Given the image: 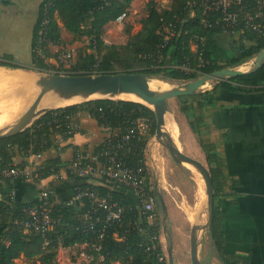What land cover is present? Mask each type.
Returning <instances> with one entry per match:
<instances>
[{
  "label": "trees",
  "instance_id": "1",
  "mask_svg": "<svg viewBox=\"0 0 264 264\" xmlns=\"http://www.w3.org/2000/svg\"><path fill=\"white\" fill-rule=\"evenodd\" d=\"M52 4L47 6V3ZM132 0H44L40 16L35 25L32 47L37 44L38 30L43 17L47 16V24L44 30V52L46 58L57 59L59 53L52 54L48 48L57 44L60 35V22L65 30L73 36L85 35L88 38L89 51L78 52L75 59H70L72 64L64 68L62 63L53 66L41 58L31 57V61L21 65L17 62L0 60V66L11 68H24L35 72H51L52 69L59 74H84V73H111V72H140L150 78H159L171 83L188 81L203 74L226 67H236L246 63L264 48V18L260 32L246 31L238 38L233 34L224 32L219 27L204 29L197 21L193 23L177 24L178 34L166 40L160 47L164 60L157 64L144 56L154 53L158 46L163 44V34L159 31V24L163 19H171L173 14L183 13V5L187 0H172L168 7L159 8L154 0H148L147 14L140 20V30L132 33L127 26V47L130 57L119 58L115 48L104 43L107 32L113 27L115 18L123 11L129 10ZM183 30H186L185 34ZM198 34L204 37L201 59L199 65L197 54L189 47L190 36ZM226 37L228 47H223L217 37ZM49 42H52L50 44ZM154 65V66H153ZM186 65L188 71L181 69ZM57 67V68H56ZM264 87V65L249 74L239 75L230 80H222L214 83L211 88L200 94L179 96V108L184 113L190 127L196 132L201 149L205 153V160L212 179L213 186V214L209 229V238L212 241L216 255L223 264H252L249 254L229 253L224 247L223 220L224 213L220 211L214 200L224 192L223 173L217 145L204 138L202 130L206 128L202 109L205 106L214 107L218 104L216 96L220 90L232 92H251ZM82 113L93 118L103 132L109 131L110 137L103 138L96 144L91 152L96 153L117 140L127 127L134 126L138 119H144L147 124L145 134L134 135L121 149V157L129 167L141 165L145 168V150L148 140L154 135L155 116L152 110L138 102L120 99H93L85 102L71 104L64 107L50 109L40 115L23 131L0 139V166H7L14 156L22 158L30 155H39L51 147H55L57 136L64 141L82 130L75 128L70 131L69 124L75 117ZM70 131V132H69ZM105 137V136H104ZM114 140V141H113ZM77 146L73 147V155L78 152ZM72 155V156H73ZM23 164H26L22 161ZM66 162H63L60 154L55 158L46 160L40 165L43 177L57 173ZM74 180L72 174L66 175ZM80 178V177H75ZM22 181V180H17ZM8 183V182H7ZM6 183V184H7ZM9 186L14 187L12 184ZM90 186L100 196H110L120 204L131 207L130 211L124 210L122 217L114 222V230L107 232L101 246L100 253L103 256L101 264H154L155 253L144 252V248L138 245L141 233L134 225L137 219L136 204L123 192L111 190L102 184L75 183L76 187ZM50 204L49 215L53 219L43 232L34 228H24L22 222L30 219L27 210L31 207L38 208L40 201L36 195L29 201H22L16 197H10L9 193L0 190V264H16L15 260L34 259L36 264H57L56 256L59 247L73 246L75 243L84 242L88 235L79 229L83 210L80 204L64 206L54 201ZM157 200V199H156ZM82 204H87V199L82 198ZM157 209L158 205H157ZM160 211V210H159ZM160 234L159 228L155 232ZM98 253H94L92 262L98 261ZM264 264V261L262 262ZM162 264H169L165 260Z\"/></svg>",
  "mask_w": 264,
  "mask_h": 264
},
{
  "label": "crops",
  "instance_id": "2",
  "mask_svg": "<svg viewBox=\"0 0 264 264\" xmlns=\"http://www.w3.org/2000/svg\"><path fill=\"white\" fill-rule=\"evenodd\" d=\"M43 1L0 0V60L17 62L21 65L31 61L32 37ZM58 24L60 26L59 41L49 46V52L59 53V55L70 52L73 60L78 52L89 51L87 36H73L60 22ZM217 38L223 47H228L226 37ZM106 39H104L105 45H113ZM83 44L87 46L82 47ZM215 99L218 100L216 106H205L202 109L206 128L201 133L204 138L217 145L221 161L224 192L214 200V203L224 213L222 226L225 251L249 254L252 264H263L264 87L251 92L220 90ZM71 121L77 124V127L82 130L81 133H75L62 141L59 146L51 147L39 155H30L26 158L16 155L14 161L41 165L60 154L63 162H67L73 155L74 146L91 151L96 144L102 142L105 132L88 114L82 113ZM75 183L102 184L111 190L123 192L132 199L130 193L124 188L110 185L101 177H81L72 180L62 173L61 179L53 184L54 201L67 206L72 199ZM13 185L14 197L22 201L31 200L37 193L35 184L30 180L20 182L16 180ZM0 190L8 193V184L1 182ZM187 219L192 226L200 225L201 206L197 204L196 209L191 211L190 218L187 217ZM166 222L167 216L165 221H162L161 215L160 241L163 249L167 251L163 245ZM206 244L208 252H213L211 264H223L216 255L209 235ZM16 261L20 262L21 259L15 260V263ZM172 264H175L173 260Z\"/></svg>",
  "mask_w": 264,
  "mask_h": 264
},
{
  "label": "built area",
  "instance_id": "3",
  "mask_svg": "<svg viewBox=\"0 0 264 264\" xmlns=\"http://www.w3.org/2000/svg\"><path fill=\"white\" fill-rule=\"evenodd\" d=\"M165 1L170 4L172 0ZM51 4L52 1H49L47 6ZM127 13L128 10L121 12L115 18L114 24H122L127 18ZM263 18L264 0H187L183 5L182 14H173L172 18L168 20L162 18L159 24V31L163 34L164 43L159 45L153 54H146L144 58L151 59L156 65L166 58L162 55L159 48L165 45L167 39L178 34L177 24L182 25V23L197 21L204 29L213 26L219 27L224 32L233 34L234 38H238L246 31L260 32ZM47 20V16L41 20L37 44L31 47L32 56L44 60H47L43 47L44 42L47 41L44 37ZM183 32L187 33L186 30H183ZM49 43L52 44V42ZM203 44V36L195 33L190 36L189 47L192 52L197 54L199 65L203 62V59H201ZM70 59V52H66L58 55L56 60L60 64ZM181 69L188 71L186 65L181 66ZM50 71V73H56L53 70ZM133 124L134 126L127 127L125 132L119 138H116L115 142L107 144L99 152L92 153L84 149L79 150L57 173L50 174L48 177H43L40 165L15 162L14 158L7 166H0V183L8 182L9 196L11 198L14 197L15 187H10L9 184L13 185L14 181L30 180L36 185L40 205L38 208L31 207L27 210L30 219L24 220L22 226L26 229L34 228L43 232L52 223L53 219L49 215V210L50 204L53 202L51 197L54 195L53 184L61 179L62 173L65 175L68 173L72 174L73 178L98 176L105 179L110 185L122 187L130 193L134 203L137 205L136 211L138 215L134 225L141 233L138 245L144 248V252L147 255L151 251L155 253L154 264H162L166 260V253L160 241V234L157 230L156 232L154 231L155 228H159V225L161 229V215L157 209V200L153 193V187L147 185L145 168L141 165L129 167L122 159L120 153L121 149L124 148V144L134 135V131L142 135L147 131V124L144 119H138ZM69 128L71 131L78 127L76 123L71 121ZM106 130L103 138L110 137L109 131ZM62 140L60 136H57L54 141L59 146ZM82 198L87 199L89 206L81 203ZM71 204H80L83 215L79 229L84 234H87L88 238L84 242L75 243L73 246L67 247V249L73 251V258L76 260L92 262L94 253H100L102 242L107 232L114 230V222L122 217L124 210L130 211L131 207L127 208L110 196H100L90 186H76L73 189V196L68 205ZM97 260L103 261V256L99 254Z\"/></svg>",
  "mask_w": 264,
  "mask_h": 264
},
{
  "label": "rangeland",
  "instance_id": "4",
  "mask_svg": "<svg viewBox=\"0 0 264 264\" xmlns=\"http://www.w3.org/2000/svg\"><path fill=\"white\" fill-rule=\"evenodd\" d=\"M159 8L168 7V2L165 0H154ZM148 0H132L129 5V10L127 13V18L122 24H118L116 27L113 26L108 32L107 39L117 52L119 58L130 57L129 49L127 47V33L125 28L130 26V31L132 33H138L140 30V20L144 18L147 14V4ZM87 46L83 44L82 47ZM254 58V57H253ZM253 58L248 60L246 63L238 66L241 70L247 69V67L252 62ZM53 66H59V62L55 58H48L47 61ZM73 61L67 60L62 62L64 68H68ZM57 68V67H56ZM53 71H59V69H52ZM48 73V72H39ZM38 72L24 69V68H11L7 66H0V84H6L8 92L11 89H18L25 82L26 76L31 78L36 77ZM19 76L18 81H13V77ZM199 77V76H198ZM197 78V77H196ZM157 80V83L161 86L174 85L176 88L182 84H186L189 81L195 79H190L188 81L171 83L168 81L161 80L159 78H152ZM162 81V82H159ZM215 82H207L201 87V89L206 90L212 87ZM33 87V86H32ZM37 89L35 86L33 87ZM5 90L7 94H9ZM40 92V91H39ZM39 92L32 95V98L21 97L15 98L14 103L17 109L21 107H28L35 100ZM48 95H46L47 98ZM1 97V94H0ZM49 97V96H48ZM45 98V97H44ZM118 100V99H117ZM85 102V101H84ZM66 104H76L70 102H56L48 105V107L55 106H68ZM180 100L178 97L169 99V106L171 108V113L167 114V123L165 122V129L167 134L175 142L177 148L182 151L185 155L193 158L205 166V153L201 149L196 132L190 127L184 113L179 108ZM27 108V109H28ZM7 108L0 107V112L5 111ZM20 117V116H19ZM9 122V121H8ZM145 165L148 174V182L153 187L156 186L158 191L164 201L165 210L167 214V222L165 230V238L163 239V245L171 250V256L175 264H191L189 249H190V236L193 229L192 225L188 221L187 217L190 218V213L193 209H196L197 204L201 206L202 226L206 222L207 212H206V196L204 191V183L202 178L193 171L190 167H183L175 164L169 156V153L165 146L155 140L154 135L148 140L146 150H145ZM36 188V185H35ZM10 189L8 187V193ZM158 208L159 203L157 201ZM162 215L161 210L159 211ZM162 233V232H161ZM202 233V232H201ZM201 236V235H200ZM208 238V237H207ZM206 238V241H207ZM204 241L200 245L199 250V261L200 264H211L213 252H208V246ZM166 256L167 251L165 250ZM74 254L71 249L67 247H59L57 250L56 261L57 264H101L102 261L95 262H84L83 260L78 261L73 258ZM168 260V257H167ZM169 262V260H168ZM16 264H36L34 259L16 261ZM111 264H119V262H112Z\"/></svg>",
  "mask_w": 264,
  "mask_h": 264
},
{
  "label": "water",
  "instance_id": "5",
  "mask_svg": "<svg viewBox=\"0 0 264 264\" xmlns=\"http://www.w3.org/2000/svg\"><path fill=\"white\" fill-rule=\"evenodd\" d=\"M263 65L264 48L254 56L252 62L245 70H241L238 66L226 67L203 74L177 88H166L164 90L152 87L150 81L153 79L140 72L120 71L92 74L38 73L34 79V86L39 89V94L19 118L10 120L0 129V139L23 131L46 111L58 107H64H40L42 99L48 94L52 98L62 102L75 99H83L82 102L99 99L95 97H101L103 99H118L117 97L123 94H130L141 99L154 113L155 140L165 146L170 158L175 164L183 167H190L202 177L206 196L207 217L204 225L192 226L193 229L191 231L189 249L191 264H200L199 247L204 241H206V238L209 235L213 214L212 179L207 166L180 151L175 145V142L163 129L165 116L171 113L169 99L179 96L200 94L204 91L201 87L207 82L217 83L222 80H230L236 76L254 72ZM153 193L162 212V221H165L167 214L164 201L156 186L153 189ZM167 257L169 264H172L171 250L169 247H167Z\"/></svg>",
  "mask_w": 264,
  "mask_h": 264
},
{
  "label": "bare ground",
  "instance_id": "6",
  "mask_svg": "<svg viewBox=\"0 0 264 264\" xmlns=\"http://www.w3.org/2000/svg\"><path fill=\"white\" fill-rule=\"evenodd\" d=\"M19 79H20V77L17 75H16V77H13V81H18ZM22 82H25V83L23 85H21L18 89H11V92H8L7 89H5L6 84H3V85L0 84V94H1L0 107L7 108V110L0 112V129L8 121H10L12 119L19 118V116H21L28 108V107H21V108L17 109L15 107L17 104L13 102L15 98H17V97L18 98H21V97L32 98L33 94L39 92V89L33 88L34 87V78L26 76L25 80H23ZM159 82H162V81H159ZM162 83H164V82H162ZM150 85L152 87L159 88L161 90H164L166 88H176L174 85H167V84H166V86H161L160 84L157 83V80H151ZM5 90L9 94H7L5 92ZM48 96H47V98L45 96V98L42 99V101L40 103V107H48V105H50L52 103L61 102L55 98H52L49 94H48ZM95 98H101V97H95ZM117 98L121 99V100H126V101L138 102V103H141V104H144L147 106V104L145 102H143L141 99H139L133 95H130V94H123V95L118 96ZM82 101H83V99H75V100H70V101H66V102L79 103ZM66 105H69V104H66ZM167 117H168V115L165 116V119L163 122V129L165 131H166L165 122L167 123ZM193 171L196 172L195 170H193ZM196 173L199 174L198 172H196ZM199 176L201 177L200 174H199ZM195 221H196V218H195L194 222Z\"/></svg>",
  "mask_w": 264,
  "mask_h": 264
}]
</instances>
